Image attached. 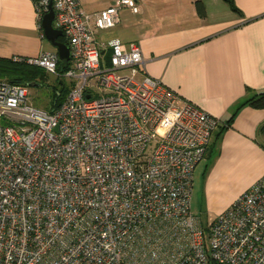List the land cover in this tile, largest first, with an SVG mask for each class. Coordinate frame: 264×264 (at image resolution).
Masks as SVG:
<instances>
[{
    "label": "built area",
    "instance_id": "built-area-1",
    "mask_svg": "<svg viewBox=\"0 0 264 264\" xmlns=\"http://www.w3.org/2000/svg\"><path fill=\"white\" fill-rule=\"evenodd\" d=\"M50 3L69 66L13 60L70 87L48 112L0 79V264H264V174L204 228L193 170L218 119L148 75L138 42L98 37L136 0H35L40 19Z\"/></svg>",
    "mask_w": 264,
    "mask_h": 264
},
{
    "label": "crops",
    "instance_id": "crops-1",
    "mask_svg": "<svg viewBox=\"0 0 264 264\" xmlns=\"http://www.w3.org/2000/svg\"><path fill=\"white\" fill-rule=\"evenodd\" d=\"M112 1L81 0V6L93 13ZM136 2L137 12L121 9L119 22L98 37L138 42L148 75L218 119L192 178L193 207L201 195L207 219L215 217L264 174L259 130L264 108L242 104L249 93L264 89V0H232L236 10L224 0ZM40 21L35 0H0V57L30 58L55 50ZM220 124L225 127L217 133ZM238 182L225 201H216L222 187L229 191Z\"/></svg>",
    "mask_w": 264,
    "mask_h": 264
},
{
    "label": "trees",
    "instance_id": "trees-1",
    "mask_svg": "<svg viewBox=\"0 0 264 264\" xmlns=\"http://www.w3.org/2000/svg\"><path fill=\"white\" fill-rule=\"evenodd\" d=\"M226 1L230 7L236 10L232 0H224ZM197 10L200 14H203L204 9L201 2H196ZM59 39L65 43H67L66 39L61 36ZM69 66V61H60L58 62V71H62ZM45 70L39 66H35L32 64L27 63L26 61H15L13 59L0 57V79H6L10 82L20 83L24 85H29V83H37L38 79L45 78ZM57 83L54 86L55 94L53 97V103L51 106V110L54 109L59 105V103L64 98L63 88L64 84L63 81L56 77ZM242 104H247L255 108H264V89L259 91L251 92L247 95L244 99ZM231 119H229L225 125H227ZM218 124V123H217ZM220 124L218 132L220 133L222 129L225 127ZM259 130L264 134V124L259 127ZM209 150V149H208Z\"/></svg>",
    "mask_w": 264,
    "mask_h": 264
},
{
    "label": "rangeland",
    "instance_id": "rangeland-1",
    "mask_svg": "<svg viewBox=\"0 0 264 264\" xmlns=\"http://www.w3.org/2000/svg\"><path fill=\"white\" fill-rule=\"evenodd\" d=\"M44 74L46 77L43 79H38L39 81L38 84L26 85V91H27V98L33 106L49 112L51 110V106L53 103V97L55 94L54 86L57 83V79L56 76L52 74H48V73H44ZM60 79L63 81L64 84L63 94H65L70 87V81L66 77H62ZM168 125L169 122L167 120L164 121L159 131L161 133H164ZM239 184L240 182L231 184L232 186L229 189V191H227L226 189L227 187H222L220 191L215 194L216 201H218L219 203L225 201L228 198L229 193L232 192L233 189L236 190ZM195 194L196 191L194 188L191 193V201H192L191 211L199 218V222L205 228L207 226V221H208L207 213L205 211H202V208L200 207V202L202 201L201 195L199 196L198 207H193L195 202ZM208 213L210 214L209 211Z\"/></svg>",
    "mask_w": 264,
    "mask_h": 264
},
{
    "label": "water",
    "instance_id": "water-1",
    "mask_svg": "<svg viewBox=\"0 0 264 264\" xmlns=\"http://www.w3.org/2000/svg\"><path fill=\"white\" fill-rule=\"evenodd\" d=\"M54 16V10L52 8L51 3L48 5V11L45 12L41 17V27L43 29V33L51 43V45L55 48L58 53V57L60 61H68L69 60V48L67 43L58 39L61 37L62 32L60 29L53 27L52 19ZM37 83H29V85H35Z\"/></svg>",
    "mask_w": 264,
    "mask_h": 264
}]
</instances>
